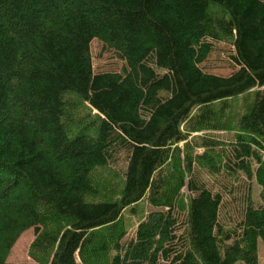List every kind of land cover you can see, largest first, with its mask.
<instances>
[{
    "label": "trees",
    "instance_id": "trees-1",
    "mask_svg": "<svg viewBox=\"0 0 264 264\" xmlns=\"http://www.w3.org/2000/svg\"><path fill=\"white\" fill-rule=\"evenodd\" d=\"M93 39L120 71L94 72ZM215 42L226 76L200 67ZM119 152L118 190L92 200ZM241 176L264 202V0H0V264L29 227L40 264H258Z\"/></svg>",
    "mask_w": 264,
    "mask_h": 264
},
{
    "label": "rangeland",
    "instance_id": "rangeland-1",
    "mask_svg": "<svg viewBox=\"0 0 264 264\" xmlns=\"http://www.w3.org/2000/svg\"><path fill=\"white\" fill-rule=\"evenodd\" d=\"M216 10V9H215ZM91 55H92V63H93V69L95 72H102V71H120L123 62L121 59L117 58L111 51H105L102 48L101 43L98 40H93L91 42ZM233 47L228 42H215L212 45V51L208 55L207 59L203 61L200 64V67L202 70L208 73L218 74V75H228L231 72L235 71L238 66H235L234 63H232L231 56L233 55ZM203 134V135H202ZM210 134L215 137V139H218L222 141L224 144L225 141H228L230 138H232L233 133L232 131H220V130H214L210 131ZM200 135L208 137L209 132H201ZM222 144V145H223ZM201 149H198L197 152L201 153ZM126 153L119 152L113 160V162L109 165V167L105 170H97L94 176V182L98 185H101L103 188L102 191H100L95 198L92 197V200H101L102 198L105 199L107 197L108 192L107 191H116L118 190V187L120 185L119 180L121 174L125 171L126 165ZM118 175V178H114L115 175ZM208 180L210 182H213L214 179L212 177H209ZM247 181L246 184L248 185L249 189H251V197L254 201H258L262 204L261 198H260V191L261 187L257 184L254 177L250 179H246L245 176H241L239 179V182L243 184L244 181ZM222 181H218V184H220ZM238 185V184H237ZM105 188V190H104ZM107 188V189H106ZM243 188V186H242ZM241 188V190H242ZM109 192V193H110ZM246 191L240 193V203H244V194ZM181 193L183 195H187L188 191L186 187H183L181 189ZM235 195H238L237 193ZM233 206H230L229 213L234 214ZM155 210V208H151V206L146 203L145 200L142 202H139L136 205V212L133 214L129 211L124 212V219L125 223H130L131 226L128 228V233L126 234V238L129 240V238L133 237V230L135 225L138 223L137 220L143 215H145L147 212ZM176 211V210H175ZM177 214H179V211L177 210ZM180 221L183 222V218H180ZM34 238V229L30 228L29 230L22 233L18 239L15 241L13 245L10 246L8 249V252L6 253L5 257L3 258L2 264H40L37 261L32 259L31 252L29 250L30 243H32V240ZM127 239H123L127 241ZM257 256H258V264H264V244L259 240L258 241V249H257ZM76 260L79 264H82L79 260V258L76 256ZM242 264V263H238Z\"/></svg>",
    "mask_w": 264,
    "mask_h": 264
}]
</instances>
